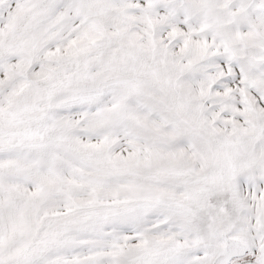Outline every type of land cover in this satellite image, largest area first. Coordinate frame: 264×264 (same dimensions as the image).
<instances>
[{"label": "snow or ice", "instance_id": "6c2138e0", "mask_svg": "<svg viewBox=\"0 0 264 264\" xmlns=\"http://www.w3.org/2000/svg\"><path fill=\"white\" fill-rule=\"evenodd\" d=\"M0 264H264V0H0Z\"/></svg>", "mask_w": 264, "mask_h": 264}]
</instances>
